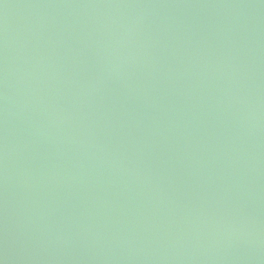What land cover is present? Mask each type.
<instances>
[{"label":"water","instance_id":"95a60500","mask_svg":"<svg viewBox=\"0 0 264 264\" xmlns=\"http://www.w3.org/2000/svg\"><path fill=\"white\" fill-rule=\"evenodd\" d=\"M0 264H264V0H0Z\"/></svg>","mask_w":264,"mask_h":264}]
</instances>
